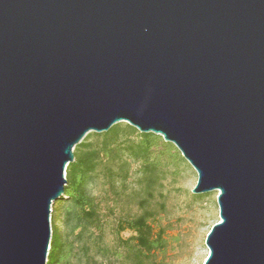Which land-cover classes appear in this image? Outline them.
Listing matches in <instances>:
<instances>
[{"label":"water","instance_id":"95a60500","mask_svg":"<svg viewBox=\"0 0 264 264\" xmlns=\"http://www.w3.org/2000/svg\"><path fill=\"white\" fill-rule=\"evenodd\" d=\"M127 122L218 190L204 264H264V0H0V264H46L74 148Z\"/></svg>","mask_w":264,"mask_h":264},{"label":"trees","instance_id":"16d2710c","mask_svg":"<svg viewBox=\"0 0 264 264\" xmlns=\"http://www.w3.org/2000/svg\"><path fill=\"white\" fill-rule=\"evenodd\" d=\"M74 154L65 193L52 206L46 264H148L165 252L169 237L156 222L165 179L187 163L178 147L122 121L89 132Z\"/></svg>","mask_w":264,"mask_h":264},{"label":"rangeland","instance_id":"374dc122","mask_svg":"<svg viewBox=\"0 0 264 264\" xmlns=\"http://www.w3.org/2000/svg\"><path fill=\"white\" fill-rule=\"evenodd\" d=\"M197 181L198 173L188 161L180 166L178 176L168 174L165 179V209L158 216L156 230L165 229L169 244L165 252L153 254L148 264H204L207 259V235L221 220L219 191L207 192L206 196L196 194L192 190ZM96 187L102 186L98 183ZM123 235L127 237L129 233Z\"/></svg>","mask_w":264,"mask_h":264}]
</instances>
